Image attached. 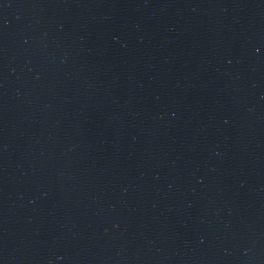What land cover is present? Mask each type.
<instances>
[{"label": "water", "instance_id": "obj_1", "mask_svg": "<svg viewBox=\"0 0 264 264\" xmlns=\"http://www.w3.org/2000/svg\"><path fill=\"white\" fill-rule=\"evenodd\" d=\"M0 264H264V0H0Z\"/></svg>", "mask_w": 264, "mask_h": 264}]
</instances>
